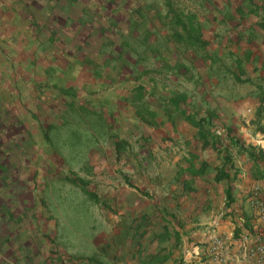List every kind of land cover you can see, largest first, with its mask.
Instances as JSON below:
<instances>
[{
	"label": "crops",
	"instance_id": "crops-1",
	"mask_svg": "<svg viewBox=\"0 0 264 264\" xmlns=\"http://www.w3.org/2000/svg\"><path fill=\"white\" fill-rule=\"evenodd\" d=\"M157 1L149 14L179 29L167 33L160 20L158 32L154 26L135 31L148 35L146 60L160 72H143L144 90L137 92L143 99L134 96L140 88L129 77L133 69L124 67L111 88L97 73L95 82L106 89L80 103L81 116L96 112V126H107L101 132L143 126L138 143L116 136L105 144L114 151L146 149L143 159L120 153L126 164L120 176L144 188L153 177L161 182L153 193L136 183L117 190V212L146 219L118 220L115 242L101 243L100 264H242L215 259L209 247L220 236L237 258L243 245H264V213L249 203L255 185L264 197L263 151L253 146L264 131V0ZM173 4L182 6L177 16ZM120 56L114 60L120 63Z\"/></svg>",
	"mask_w": 264,
	"mask_h": 264
},
{
	"label": "rangeland",
	"instance_id": "rangeland-1",
	"mask_svg": "<svg viewBox=\"0 0 264 264\" xmlns=\"http://www.w3.org/2000/svg\"><path fill=\"white\" fill-rule=\"evenodd\" d=\"M156 3L0 0V264H100L101 243L115 242L118 220L146 219L117 212L115 194L136 183L120 176L126 165L120 153L143 159L147 150L105 144L116 136L138 143L143 126L101 132L107 126H96V112L81 116L80 103L116 84L124 67L133 69L129 77L140 88L134 96L143 99L137 93L144 90L143 72H160L146 60L148 35L135 31L154 26L158 32L160 20L167 33L179 29L149 14ZM174 8L175 16L181 13V5ZM97 73L105 75L106 88L95 82ZM148 184L136 186L144 193L161 187L154 177Z\"/></svg>",
	"mask_w": 264,
	"mask_h": 264
},
{
	"label": "built area",
	"instance_id": "built-area-1",
	"mask_svg": "<svg viewBox=\"0 0 264 264\" xmlns=\"http://www.w3.org/2000/svg\"><path fill=\"white\" fill-rule=\"evenodd\" d=\"M232 140L235 142L239 141L236 136H233ZM253 146L264 152V131L258 138H254ZM249 203L252 208L264 213V197L258 185L253 187ZM225 248L224 240L220 236H213L211 238L209 251L215 259L221 262L239 260L242 264H264V245L261 243H257L253 247L243 245L241 250L242 255H238L240 258L238 256L237 258L236 256H231Z\"/></svg>",
	"mask_w": 264,
	"mask_h": 264
},
{
	"label": "trees",
	"instance_id": "trees-1",
	"mask_svg": "<svg viewBox=\"0 0 264 264\" xmlns=\"http://www.w3.org/2000/svg\"><path fill=\"white\" fill-rule=\"evenodd\" d=\"M237 143V142H236ZM262 154L264 155V152H262ZM230 198V196L228 195V192H227V199H229Z\"/></svg>",
	"mask_w": 264,
	"mask_h": 264
}]
</instances>
